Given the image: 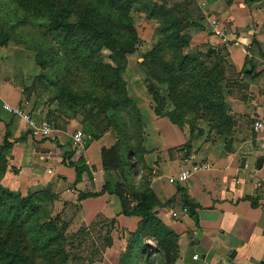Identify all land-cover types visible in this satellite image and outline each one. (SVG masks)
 I'll list each match as a JSON object with an SVG mask.
<instances>
[{"label": "rangeland", "instance_id": "1", "mask_svg": "<svg viewBox=\"0 0 264 264\" xmlns=\"http://www.w3.org/2000/svg\"><path fill=\"white\" fill-rule=\"evenodd\" d=\"M219 1L230 4V0H0V52H11L13 69L21 76L19 85L34 95L22 103L31 108L34 99L41 102L44 118L66 130V140L77 131L84 136V128L90 125L99 136L89 138L101 149H109L112 160L113 151L125 148L124 165L109 166L105 174L102 165L93 171L100 174L99 186L105 176L113 192L128 197L134 187L145 184L151 171L147 163L151 119L170 121L171 116L179 129L194 132L199 103L220 96L206 75L219 71L217 58L207 56L212 44H202L212 36L211 18L219 15L213 6ZM48 8L84 28L79 35L53 30ZM130 44L132 53L119 48ZM178 51L198 55L191 62L194 71H187L180 83L176 82L179 73L165 66L177 60ZM200 62L202 67L197 65ZM8 157V151L0 148V193L12 189L10 178H5ZM89 178L93 181L91 174ZM53 181L19 193L31 194L36 208L32 213L29 208L20 210L12 223L13 213L0 203V264H101L104 257L115 259L114 253L105 256L114 243L125 244L122 256L128 254L133 237L115 229V220L86 221L84 206L74 203L89 187L51 191L48 186ZM41 221L50 226L42 227ZM155 243L150 240L149 249L143 251L134 249L139 258L131 259L132 264L162 260Z\"/></svg>", "mask_w": 264, "mask_h": 264}, {"label": "crops", "instance_id": "2", "mask_svg": "<svg viewBox=\"0 0 264 264\" xmlns=\"http://www.w3.org/2000/svg\"><path fill=\"white\" fill-rule=\"evenodd\" d=\"M229 3L216 2L213 9L218 8L219 15L211 21H217L231 41L222 43L212 34L202 43L212 44L210 55L216 56L223 73L221 99L199 103L194 132L154 116L147 133L151 171L145 182L157 203L153 225L160 224L173 239V264H264V129H252L255 119L264 123V0ZM10 54L0 52V148L9 154L5 178L12 182L10 191L24 195L49 179L55 180L48 186L51 191L89 187L81 200L82 194L73 190L79 193L74 203L84 206V219L115 220V229L125 237L142 230L143 245L135 249L141 251L145 244L149 249L152 226L123 216L117 196L94 195L103 186L102 176L99 186L100 174L93 171L101 166L97 141L84 133L77 150L66 140V130L57 127L49 138L37 140L21 118L2 110L3 104L18 106L34 96L19 85L21 76ZM33 102L27 107L32 117L46 120L41 102ZM189 157L210 167L185 182L169 183ZM124 247L114 243L105 256L114 253L115 259L104 257L101 264H118Z\"/></svg>", "mask_w": 264, "mask_h": 264}, {"label": "trees", "instance_id": "3", "mask_svg": "<svg viewBox=\"0 0 264 264\" xmlns=\"http://www.w3.org/2000/svg\"><path fill=\"white\" fill-rule=\"evenodd\" d=\"M155 7H157L155 5ZM48 12V17L52 23V29L59 31V32H64L67 34H73L74 35H79V30L84 28V25L82 24H76L74 22H70L67 20L66 17H64V14L62 12L59 11H54L52 8H48L47 9ZM130 33L132 35V38L135 39V34L132 30H130ZM130 48H126L125 46H120L119 48L121 49V51L123 52H127V53H132L133 51V45H129ZM180 51H178V53H176L175 57L177 60H173L170 64H165L166 66V70H174V72L179 73L177 74V78H176V82H183L185 77H187V71H191L193 72L195 69V66L191 63V62H196V56H198L197 54L194 53H189V54H185L182 55L181 53H179ZM210 51L208 52L207 56H210ZM40 56V55H39ZM38 59V58H37ZM179 60V62H178ZM198 67H202V62L197 63ZM168 70V71H169ZM167 75H169V72H167ZM207 76H210V85L212 88L215 89V91L218 90V92L220 91L219 88V84L221 83V81H223V73L221 70H219L218 72H214L212 73H207ZM175 79V78H173ZM153 91L157 92V87L153 86ZM221 95V92H219ZM216 100H213V102L218 101V99L220 98V96L217 95ZM221 99V98H220ZM208 102H212L207 100ZM205 102V101H202ZM155 114L158 115V110H155ZM171 123L173 124H178L177 120H175V118H171V116L169 117ZM113 122V120H112ZM51 123V122H50ZM115 122H113L114 124ZM53 125V124H52ZM53 127L55 128V126L53 125ZM84 133L85 135H87L88 137H90L92 140H96L98 138V133L97 130L95 128H93L90 125H87L84 128ZM124 147L121 150H115L113 151L112 155H113V160L111 158L108 157L109 154V149H105L102 148L101 149V165L103 168V173H106V170L108 169V167H119L121 165H124L126 162V158L123 156L124 155ZM3 159V158H2ZM4 162L2 163V169L4 171L5 165H3ZM1 174H3L1 172ZM103 174V175H104ZM103 193H108V194H115L119 200H120V204H121V211H122V215L125 217H136L142 220L144 225H149L152 226V230H153V236L151 235V237L153 238V240L156 242L155 243V251L156 253L159 255V257L162 260H159L157 263L155 264H165V260H166V264H173L174 263V256H173V239L169 236V234L167 233V230L165 228H163L160 224L158 223H154L155 225H153V213H154V209L157 205L156 203V198L153 195V193L150 191V189L148 188V185H146V182L144 185L140 186V187H134L130 194L127 196H122L119 192L115 191L113 192V189L111 188V184L110 181H108V178H106L105 176H103V186L102 189L99 193L94 194L95 196H98L100 194ZM86 195L82 194L79 196V199H85ZM32 196L31 194H28L26 197H22L20 196L19 193H12L10 191L7 190H1L0 193V203H2V205H4L7 209L8 212H12L13 217L12 220L10 221V223L13 222V220L17 217V213L20 210H24V209H28L29 208V212H34L36 206L32 204ZM41 226L42 227H48L50 226V222H44L41 221ZM141 232L142 230H139L137 233L134 234H129V237H133V240H131V242H128L127 245V252L128 254L123 255L121 254V259L119 260L118 264H132L131 259L133 258H139V255H133L134 252L136 253V250H134L136 248V245L142 246V237H141ZM111 244V240H109V245ZM145 249H147V246L145 245ZM143 251V250H142ZM147 253V252H146ZM125 254V253H124ZM10 256L12 257H17V255L15 253H11ZM127 256V257H126ZM131 257V258H130ZM164 260V261H163ZM152 263V262H151ZM154 263V262H153ZM148 264H150V262H148Z\"/></svg>", "mask_w": 264, "mask_h": 264}, {"label": "built area", "instance_id": "4", "mask_svg": "<svg viewBox=\"0 0 264 264\" xmlns=\"http://www.w3.org/2000/svg\"><path fill=\"white\" fill-rule=\"evenodd\" d=\"M210 27L212 30V34L222 43H228L231 41L229 39V36L224 32L223 28L220 26V24L212 20L210 23ZM234 45H237V42H233ZM2 110L6 113L19 117L23 122L28 126L30 129L31 135L33 138L37 140H43L49 138L52 133L55 131V128L53 125L47 121V120H36L32 117L29 110L27 109L26 103H21L18 106H10L8 104L2 105ZM252 129L255 132H259L260 130L264 129V123L260 119H255L252 123ZM84 136L81 131H77L72 136V143L75 149H80V147L83 144ZM187 164L181 168L177 176H173L168 179V182L171 184L174 183H182L185 182L188 178H190L195 173L206 170L210 166L205 163H196L193 160V157H189L187 160ZM183 212H186L184 209ZM196 259L197 256H194Z\"/></svg>", "mask_w": 264, "mask_h": 264}, {"label": "water", "instance_id": "5", "mask_svg": "<svg viewBox=\"0 0 264 264\" xmlns=\"http://www.w3.org/2000/svg\"><path fill=\"white\" fill-rule=\"evenodd\" d=\"M260 165H261V159H258V161H257V168H259Z\"/></svg>", "mask_w": 264, "mask_h": 264}]
</instances>
